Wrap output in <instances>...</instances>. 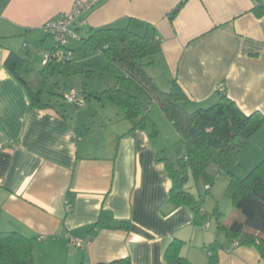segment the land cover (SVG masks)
I'll return each instance as SVG.
<instances>
[{
  "label": "crops",
  "instance_id": "1",
  "mask_svg": "<svg viewBox=\"0 0 264 264\" xmlns=\"http://www.w3.org/2000/svg\"><path fill=\"white\" fill-rule=\"evenodd\" d=\"M76 1L92 0H0V232L34 239L35 264H167L164 251L174 238L184 242L181 256L191 264H207L205 249L214 242L218 264H264L255 247L208 242L196 227L203 225L199 213L173 206V184L159 161L167 148L157 142L159 133L151 136V126L131 131L119 111L95 122L98 107L101 113L106 107L104 99L90 98L83 110L86 84L78 90L83 105L70 104L73 114L30 107L5 61L11 52L19 56L17 38L25 48L33 43L37 54L50 51L54 44L43 50L50 35L41 27ZM182 1L96 0L70 29L80 39L89 29L142 34L150 25L160 51L146 73L158 89L177 84L193 109L223 94L244 114L264 116V15L255 14L264 0H187L170 20ZM152 117L173 130L161 112ZM120 222L143 234L118 229ZM71 238L89 244L74 248Z\"/></svg>",
  "mask_w": 264,
  "mask_h": 264
},
{
  "label": "trees",
  "instance_id": "2",
  "mask_svg": "<svg viewBox=\"0 0 264 264\" xmlns=\"http://www.w3.org/2000/svg\"><path fill=\"white\" fill-rule=\"evenodd\" d=\"M186 1H182L171 12L170 20H173ZM255 14L263 16L264 8L256 6ZM159 39L156 30L150 25L145 26L142 34L129 28L89 29L86 38L80 40L103 57L105 62L98 70L111 75L115 79V85L101 92L86 91V85H83L81 94L84 98L105 99L131 123V131L151 126V136H156L158 132L148 114L150 106L143 105L139 97L130 90L135 87L145 94L149 102L156 104L184 146L183 154H177L175 159L164 157L159 160L164 162L173 184L170 194L173 206H188L197 213L192 196L178 190V184L186 183L187 171L190 170L195 180L201 179L205 186L210 187L214 177L209 174L208 169L210 166L216 168L228 177L227 194L233 208L242 217V220H234L229 225L219 224L218 231L227 240L236 243L237 247L255 246L264 256V158L243 178H238L229 171L240 150L264 127V116L259 112L244 114L223 94H219L216 103L207 108L187 111L185 106L189 107V100L177 84L173 83L169 91L163 92L146 73V67L153 63V57L160 51ZM55 63H47L41 74L46 75ZM59 63V73L65 78L79 74L89 76L93 72L78 66L74 59ZM5 67L25 88L32 109L44 110L60 106V99L63 100L68 89L61 95L54 90L45 93L41 85L34 86L25 78V75L32 72L31 62L11 52L5 61ZM55 97L56 103L53 102ZM117 228L143 234L129 222H120ZM33 246L32 238L15 232H0V264H35ZM183 246L182 240L174 238L165 248V262L191 264L181 256ZM218 248L220 245L217 242L206 247L207 264H218Z\"/></svg>",
  "mask_w": 264,
  "mask_h": 264
},
{
  "label": "rangeland",
  "instance_id": "3",
  "mask_svg": "<svg viewBox=\"0 0 264 264\" xmlns=\"http://www.w3.org/2000/svg\"><path fill=\"white\" fill-rule=\"evenodd\" d=\"M79 38L85 39L86 34L82 32ZM80 39H68L66 49L68 51L74 52L72 59L75 60L78 66L84 68L85 66H90L91 70L93 71V75L90 77L86 76V74H81L65 78L59 73V62L54 64L53 69L50 70L46 75H42L41 71L45 66L44 56L42 54H37L38 50L35 48L33 43H29L25 48V46L22 45V39L17 38L13 44L17 51H19V56L31 62L32 72L28 75H25V78L34 86L41 85L42 88H44V90L46 91L45 93H49V91L54 90V92L61 95L64 94V91H66L65 89L70 90L71 88H73L76 90H80L82 84H86L88 86L89 92H101L109 87L114 86L115 79L109 74L100 73V71L98 70L105 62L103 57L88 48ZM54 41L55 40L52 36L46 37L47 43L46 46L43 47V50L51 48V46L54 44ZM121 88L124 87L121 86ZM130 91L139 97L143 105H148L150 106V109H153L151 110L150 118L153 121L152 123L155 125V129L159 133L157 142L165 144V147L167 148V153L165 154V156L172 159L175 158L177 154H183L184 146L180 142H178V138L176 137L174 131L168 128L169 126H166V124L162 125L161 121L159 123V121H156L152 117V114L155 113L157 115L158 113H160L157 109L156 104L153 102H149L148 97L140 91L136 90L135 87ZM46 99L47 98H45V100ZM54 100L53 102L56 103L57 98L55 97ZM88 100L92 99H90V97L86 99L87 103L85 105V108H83V110L85 109V111H87L89 108ZM102 101H104L103 104L106 108L104 112L101 113V109L98 107V114L94 119L95 122L96 119L100 118V116L102 117L103 115L109 114L110 117L112 116L113 118H115V115H118L119 113L117 108H115L111 104H108L105 99ZM59 104L60 106L58 108L66 111L68 115L74 113L73 108L70 107V104L68 102L60 99ZM185 107L189 112L195 110L191 107ZM84 116L90 121L87 113ZM148 129L151 130V127H148ZM263 158L264 127H262L240 150V152L230 165L229 171L235 174L236 177L243 178L253 168V166L259 163ZM208 172L211 176L214 177L213 184L210 185V187L205 186L201 179L195 180V178L191 174V171L188 170L186 183L183 185L178 184L177 189L183 190L184 192L192 196L195 202L194 207H196V211L200 215L199 222H201V220L203 222V225H200L199 223L196 226L198 231H202L204 233L206 238L209 240L208 242L217 240L220 243H224L226 241V238L222 233L218 231V225H229L234 220H236V217H238L240 220H242V217L233 208L230 197L227 194L226 190L228 185V177L224 173L218 172L217 169L212 166L209 167ZM204 213L205 215L203 216ZM233 247H237L236 243H233ZM249 247L253 248L255 246Z\"/></svg>",
  "mask_w": 264,
  "mask_h": 264
},
{
  "label": "built area",
  "instance_id": "4",
  "mask_svg": "<svg viewBox=\"0 0 264 264\" xmlns=\"http://www.w3.org/2000/svg\"><path fill=\"white\" fill-rule=\"evenodd\" d=\"M96 3V0L84 3L76 1L72 9L63 14L59 19L46 22L42 27V31L46 34H51L54 38L53 48L44 54L45 65L51 61H72L73 54L66 49L68 39H76L77 36L70 29V27L78 20V18L87 10L92 8ZM63 100L69 104L80 107L83 105V99L80 96V92L75 89L68 90ZM203 212V211H202ZM70 244L74 248H84L89 244V241H80L77 239H69Z\"/></svg>",
  "mask_w": 264,
  "mask_h": 264
}]
</instances>
